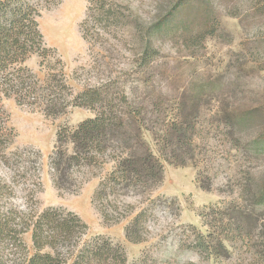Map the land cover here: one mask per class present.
Listing matches in <instances>:
<instances>
[{
    "label": "rangeland",
    "instance_id": "rangeland-1",
    "mask_svg": "<svg viewBox=\"0 0 264 264\" xmlns=\"http://www.w3.org/2000/svg\"><path fill=\"white\" fill-rule=\"evenodd\" d=\"M105 1L146 27L177 0ZM87 7V0H60L44 10L39 20L46 45L56 49L65 63L66 81L74 95L88 88L108 87L109 100L123 93L129 100L141 98L145 106L160 100L170 106L176 98L190 108L202 102L204 121L194 150L180 153L188 166L163 162V184L139 205V210L151 212L152 236L146 243L133 245L125 238L132 217L106 224L94 207L99 178L90 179L78 194L59 193L54 185L50 156L57 132L61 128L72 131L95 113L71 108L63 116L50 118L6 101L9 125L17 133L14 149L40 153L38 212L58 207L78 214L89 226V237L104 236L123 245L130 263L147 249L158 257L211 264L177 247L181 239L189 242L188 233L182 234L185 230L194 227L208 232L203 214L220 208L231 220L229 233L247 236L233 243L232 264H264V200L256 198L264 183V0H210L212 31L200 40H185L181 25L160 31L155 38L161 57L151 63L146 75L137 66L140 47L132 39L131 26L115 35L96 26L102 42L93 47L83 39L81 24ZM28 67L44 77L37 58ZM230 118L238 122L232 128L226 123ZM147 141L159 155L150 136ZM17 197L7 199V204L22 205ZM23 240L33 253L31 232Z\"/></svg>",
    "mask_w": 264,
    "mask_h": 264
},
{
    "label": "trees",
    "instance_id": "trees-1",
    "mask_svg": "<svg viewBox=\"0 0 264 264\" xmlns=\"http://www.w3.org/2000/svg\"><path fill=\"white\" fill-rule=\"evenodd\" d=\"M59 1L0 0V264H196L158 257L147 249L130 263L123 245L104 236L89 237V226L78 214L58 207L38 212L40 153L14 149L17 133L9 125L6 101L13 100L19 107L50 118L63 116L71 108L95 113L74 130L61 128L57 132L50 156L54 185L59 193L78 194L90 179L99 178L94 207L106 224H119L132 217L125 227V238L133 245L146 243L152 236L151 212L139 210V205L163 184V162L188 166L180 153L194 150L204 121L202 102L190 108L176 98L170 106L161 100L145 106L141 98L129 100L123 93L109 100L108 87L88 88L74 95L66 81L62 57L46 45L40 29L42 12ZM87 3L81 24L83 39L93 47L102 42L96 26L114 35L131 26L132 39L140 47L135 56L137 66L145 75L151 63L161 57L155 38L160 31L181 25L185 40H200L212 31L210 0H177L146 27L132 15L117 12L105 0ZM33 58L39 60L42 79L28 67ZM226 123L232 128L238 122L230 118ZM147 136L157 145L159 155ZM17 195L22 205L7 204V199ZM256 198L264 200V183ZM203 217L208 232L194 227L183 231V235L188 233L189 244L181 239L177 249L190 250L211 264H232L233 243L247 236L229 233L231 220L220 208H211ZM30 232L33 253L23 240Z\"/></svg>",
    "mask_w": 264,
    "mask_h": 264
}]
</instances>
